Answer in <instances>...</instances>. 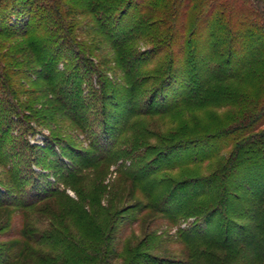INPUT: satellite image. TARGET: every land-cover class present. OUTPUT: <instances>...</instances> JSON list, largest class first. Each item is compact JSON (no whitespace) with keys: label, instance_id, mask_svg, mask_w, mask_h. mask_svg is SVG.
<instances>
[{"label":"rangeland","instance_id":"374dc122","mask_svg":"<svg viewBox=\"0 0 264 264\" xmlns=\"http://www.w3.org/2000/svg\"><path fill=\"white\" fill-rule=\"evenodd\" d=\"M131 1L130 6V0L124 4L103 0L114 4L100 21L98 10L83 13L88 2L77 13L64 10L71 0H61L62 10L68 12L64 21L71 26L72 43L54 45L60 54L51 63L58 66L51 79L43 61L33 63L30 54L18 53L26 40L0 38V264L6 259L13 264H99L109 236L116 252L123 254L111 264H129L137 254L183 264L187 250L199 252L183 244L185 234L197 225V216L213 208L217 196L199 198L184 213H175L172 221L155 210L144 215L139 210L159 203L169 187L184 181L194 186L198 179L209 178L235 149V136L242 141L263 136V119L251 125L256 110L264 108V57L257 61L253 56L254 48L264 46V32L263 39L246 44L247 37L237 36L243 32L234 17L233 29L211 33L208 21H215L218 13L211 12L210 2L205 1L194 5L189 18L182 11L176 41H162L166 32L171 35L169 25L159 31L158 27L136 30L146 0ZM227 1L232 2L216 0L215 5H228ZM236 4L239 10L246 9L244 1ZM20 7L21 15L0 8L3 26L22 27L29 4ZM105 26H110L109 31ZM191 41L198 45L195 54L187 56ZM214 42L216 52L208 53ZM118 49L129 64L120 60L116 65ZM247 61H256L254 71L248 69L231 79L233 71ZM75 65L76 76L71 74ZM127 66L132 68L128 77ZM212 67L210 75H202ZM212 76L209 84L206 80ZM67 77L70 82L65 83ZM195 78L203 81L200 87L192 85ZM155 90L160 91L154 102L181 96L165 113L142 114ZM162 106L155 103L152 108ZM112 114L124 121L121 126L111 121L105 125ZM254 127V133L240 136ZM226 130L233 131V141L220 135ZM232 181L239 183L235 176ZM42 194L46 197L39 200ZM180 197L178 192L170 205H181ZM222 214L208 226L216 236L225 229H218ZM243 222L241 218L235 224ZM237 228L232 227L231 238L243 233ZM242 246L229 252L209 248L216 259L197 252L191 262L264 264L263 258L256 257L264 254L263 233L254 251Z\"/></svg>","mask_w":264,"mask_h":264},{"label":"trees","instance_id":"16d2710c","mask_svg":"<svg viewBox=\"0 0 264 264\" xmlns=\"http://www.w3.org/2000/svg\"><path fill=\"white\" fill-rule=\"evenodd\" d=\"M169 1L171 0H146L143 8L140 9V12L137 16V20L139 19V22L136 24V30H144L149 32L150 30L153 31L156 27H158L156 31H159V29L164 30L165 26L169 25L171 35L166 32V35L162 39V41H176L175 31L179 25L178 21L181 19L182 11L184 10L185 17L189 18L190 11L195 8L197 4H204V2L206 1L210 2V5L208 7L212 9L211 12L214 11L218 13L215 16V21H208L209 24H207V26L211 33L216 31H225L227 30V27H232L233 29V26L235 24L234 22H231L235 17L238 22H241V28L243 32L242 34L237 36H241L244 38L247 37L244 41L246 44L250 43L252 41L251 39H263L264 0H242L246 4L245 10H239L237 8V6H240V4H236V0H232V2L227 1L228 5H215L216 0H173L170 6ZM185 1H188L186 7ZM86 2H88L89 5H86V8H84L86 9V11H84L83 13H86L87 11H89V9H91L92 11L98 10L96 13L100 17L99 20L101 21L103 19L102 17H106V14L113 9L111 6L114 3L121 2V4H124L125 0H114V3L112 5H109L107 3L105 4L103 0H71L70 3L64 4L63 7L64 10L67 7L69 9L76 10L78 13L80 7L83 5V3ZM230 3L233 6L229 5ZM26 4H29V7H27L28 16H25V14L22 15L23 23L22 27H20L21 29L17 28L18 26L5 27V25H2L3 21H1L0 19V38H8L10 40H26V45L20 46L18 48V53L30 54V58L32 59L31 61L33 63H35L37 59L43 61L42 65L48 66L47 78L51 79V76L56 72L58 67L53 65L51 66V63L56 62L60 54L59 46L54 48V45L58 44L60 46H69V43H72V39H70L68 36V32L70 31L71 26L69 23L66 24L64 21V19L66 18L65 16L68 12H64L62 10L61 0H36L33 3H31L30 0H0V8L2 7L3 10H5L4 12H12L13 14L18 13L19 15L23 13V9L20 6L25 8ZM131 5L132 1L130 0V6ZM24 12H26V10ZM145 12H149V16H144ZM260 13L263 17L260 15ZM257 15H260L262 18L260 19L261 21L259 20V24L257 23V20H255L256 18L259 19ZM225 16L227 17V19L223 20L222 18H226ZM27 18L28 20L26 21ZM62 24H64L65 27ZM215 25L217 26L214 27ZM104 29L109 31L110 26H105ZM197 30H199V28ZM168 36H170V38H168ZM261 41L263 42V40ZM120 43V41H116V45ZM192 43V41L189 42V47L190 49H192V51L189 52L187 56L195 54L194 49L198 45V42L194 43L193 45ZM216 44L218 43L214 42V44L209 47L208 53L216 52L213 51V48L217 47ZM118 51L120 55V50L118 49ZM253 54V56L256 55L255 60L257 61L258 57L262 55L264 57V46L262 44L258 45L256 49L254 48ZM120 56H118L114 60L116 65L120 64V60L124 64H129L128 61L126 62L124 60L122 55ZM79 58L80 60L82 59L81 62L85 63L84 68L87 69V60L85 59V57L81 55L79 56ZM211 61L213 62V64L215 63L214 58L211 59L210 62ZM255 64L256 61H247L244 65L240 66V68L235 69L230 78L236 79L237 77L242 75V72L248 69L252 70V66ZM128 66L127 68L129 71H126L127 77L132 70V68L130 69V67ZM213 69H215V67L204 69L202 75H210ZM76 72H79V70L75 65L71 69V74L76 76L78 74ZM238 73L239 76H237ZM213 78L214 76L210 77L208 80H206V82H209L210 84L212 81H214L212 80ZM64 82H70L69 78L67 77L66 79H64ZM202 82V80H198L197 78H195L193 82L194 84L192 85L200 87ZM137 84L138 83H135L133 85V88ZM193 88L194 86H191L190 91H192ZM62 90H64V88H62L61 91ZM57 91L58 93L60 92L58 89ZM159 91L155 90L154 93L149 96L148 108H144L145 110H142L144 111L142 114L148 115L152 113H165L168 111V109L173 108V106L176 105L181 96L180 94L176 99H174V97L172 98V100H170V98H165V100L161 99L154 102ZM130 92L131 91L128 90L126 94H129ZM177 93L178 91H176L174 95H176ZM60 94L64 95L62 94V92H60ZM182 94H184V92ZM104 101L106 102V99ZM155 103L158 105H163L162 108H152ZM256 113V121L251 125V127L255 126V124L257 123L261 124L260 121L262 119L264 121V108L263 112L257 109ZM108 117V120L105 119V125H110V123L113 122L112 125L121 126V123L124 122L121 121L120 117L118 118L113 114L109 115ZM255 130V127L248 128L247 130L245 129V132L240 136L246 137L250 133H254ZM221 133L223 134L220 135L224 136L225 138H228L230 140L231 137L233 138V136H231V133H233V131L226 130ZM233 139L237 142L235 149L228 154L226 163L219 170L213 173L209 178H204L201 180L198 179L196 181L197 185L194 186L192 185L193 182L184 181L177 186L175 185L174 187H169L166 191V195L160 198L159 203L149 204L146 206V208H141L139 210V213L143 212V215L149 210H155L160 215H162V217L166 216L170 219V221H172L177 216L175 215V213H178V215L184 213L188 208H190V205H192L193 202L198 200L199 198H202L203 196H217V203H214L215 199L212 200L213 208H211L210 211L205 210L200 217L197 216V225L190 231L188 230L186 232L183 244L185 246H191L192 248L195 247V249L199 248V252L197 250H194L191 253V249L187 250V254L185 253L187 255V259L185 258L183 264H192V254L197 255V252L199 253V256L204 255L210 259H216L217 256H212L213 252L212 250H209V248H216L220 251L229 252L237 246L243 245L242 247L247 246V248H251V250L254 251L255 247H258V237L261 236V233H263L264 235V227H262L264 226V132L263 136L254 137L252 135L251 137H248L243 141L240 139V137L236 136ZM95 147L97 148V146ZM171 160L172 159L169 158L170 162ZM254 167H257L259 171H256ZM234 176L238 178L239 183L237 182V184H233L232 178H234ZM178 192H180V194L182 193V197H180L181 205L176 204L172 207L170 203L172 201V198L176 196ZM44 197H46L45 194H42L39 200ZM31 203L32 202H28V206H30ZM229 203H233L232 206H228ZM199 208L202 209L203 207L198 206V209ZM247 209L249 212L246 211ZM172 210H174L173 213L171 212ZM221 212H223L221 217L222 220L218 223V229L223 228V226L225 227V229L222 232L221 236H216V234H212L208 226H210V224L213 222V217L219 213L221 214ZM195 213L196 212H194V214ZM241 218L245 223L250 224L249 228H244V222L239 225L235 224L238 220H241ZM234 225L238 227L237 229L240 228L241 230H243V233L238 239L231 238L232 227ZM203 245H205L206 248H203ZM121 255L123 254H119V252H116V248L114 247L112 242V237L109 236L106 243V249L103 253V260L99 264H111L114 259H119ZM256 257L263 258L264 263V254L263 256L256 255ZM222 260L226 261V256L223 257ZM12 261L13 260L10 261L9 259H6L3 264H13L14 261ZM129 264H177V262H170L168 258H158L150 254H137L132 257ZM208 264H214V262H210Z\"/></svg>","mask_w":264,"mask_h":264}]
</instances>
